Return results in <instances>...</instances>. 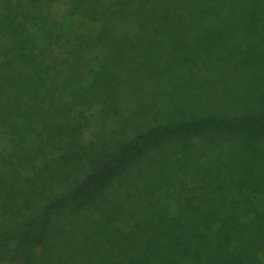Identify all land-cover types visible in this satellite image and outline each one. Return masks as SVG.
I'll use <instances>...</instances> for the list:
<instances>
[{
  "label": "trees",
  "instance_id": "1",
  "mask_svg": "<svg viewBox=\"0 0 264 264\" xmlns=\"http://www.w3.org/2000/svg\"><path fill=\"white\" fill-rule=\"evenodd\" d=\"M264 0H0V264H264Z\"/></svg>",
  "mask_w": 264,
  "mask_h": 264
},
{
  "label": "rangeland",
  "instance_id": "2",
  "mask_svg": "<svg viewBox=\"0 0 264 264\" xmlns=\"http://www.w3.org/2000/svg\"><path fill=\"white\" fill-rule=\"evenodd\" d=\"M263 257H264V255H263ZM263 260H264V258H263Z\"/></svg>",
  "mask_w": 264,
  "mask_h": 264
}]
</instances>
